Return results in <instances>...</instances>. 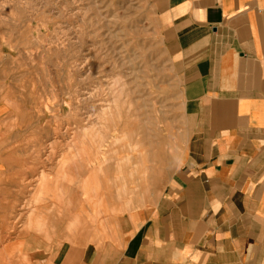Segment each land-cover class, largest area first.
Here are the masks:
<instances>
[{
  "label": "crops",
  "instance_id": "obj_1",
  "mask_svg": "<svg viewBox=\"0 0 264 264\" xmlns=\"http://www.w3.org/2000/svg\"><path fill=\"white\" fill-rule=\"evenodd\" d=\"M149 2L188 119L179 159L149 168L137 154L133 164L89 174L82 190L80 162L66 174L64 152L36 158L0 147V255L8 263L22 255L26 264H264V0ZM22 174L26 198L41 202L24 206L29 230L17 240L1 225L17 213L13 181Z\"/></svg>",
  "mask_w": 264,
  "mask_h": 264
},
{
  "label": "rangeland",
  "instance_id": "obj_2",
  "mask_svg": "<svg viewBox=\"0 0 264 264\" xmlns=\"http://www.w3.org/2000/svg\"><path fill=\"white\" fill-rule=\"evenodd\" d=\"M176 73L149 0H0V147L63 150L66 174L80 162L82 190L106 165L133 164L137 145L140 165L179 159L188 119ZM13 184L18 240L23 206L41 200L26 198L24 174Z\"/></svg>",
  "mask_w": 264,
  "mask_h": 264
},
{
  "label": "bare ground",
  "instance_id": "obj_3",
  "mask_svg": "<svg viewBox=\"0 0 264 264\" xmlns=\"http://www.w3.org/2000/svg\"><path fill=\"white\" fill-rule=\"evenodd\" d=\"M1 97H2V96H1ZM5 97H6V96H5ZM7 97H8V96H7ZM2 98H3V97H2ZM4 99H5V98H4ZM8 100H9V99H8ZM1 101H2V100H1ZM1 101H0V102H1ZM6 101H7V100H6ZM6 101H4V102H6ZM82 101H83V100H82ZM88 101H89V100H88ZM116 101H117V100H116ZM8 102H9V101H8ZM1 103H2V102H1ZM14 103H15V102H14ZM114 103H115V102H114ZM16 104L18 105V103H16ZM19 105H20V104H19ZM115 105H117V103H116ZM21 106H22V105H21ZM21 106H20V107H21ZM17 108H18V107H17ZM116 108H118V107L116 106ZM17 111H18V110H17ZM80 112H81V111H80ZM100 112H101V111H100ZM119 112H120V111H119ZM18 113H19V111H18ZM77 116H78V115H77ZM77 118H78V117H77ZM74 123H75V122H74ZM71 124H72V123H71ZM62 125H63V124H62ZM64 125H65V124H64ZM81 125H82V124H81ZM72 126H73V125H72ZM79 126H80V125H79ZM58 128H59V127H58ZM70 128H71V127H70ZM75 128H76V127H74L73 129H75ZM95 128L97 129V127H95ZM80 129H81V127H80ZM12 130H13V129H12ZM73 131H74V130H73ZM94 131H95V130H94ZM96 132H97V131H96ZM68 133H69V132H68ZM87 133H88V132H87ZM63 134H64V133H63ZM123 134H124V133H123ZM65 135H66V130H65ZM99 135H100V134H99ZM43 137H44V136H43ZM63 137H64V136H63ZM63 137H62V138H63ZM99 137H101V136H99ZM65 138H66V137H65ZM99 139H100V138H99ZM122 139H123V138H119V139H117V142H118V143H121ZM96 140H98V139H96ZM43 141H44V140H43ZM66 141H67V140H66ZM102 141H103V140H102ZM66 143H67V142H66ZM32 144H33V143H32ZM158 144H159V143H158ZM38 146H39V145H38ZM69 146H70V145H69ZM153 146H154V145H153ZM32 147H33V146H32ZM147 147H148V146H147ZM147 147H146V148H147ZM149 147H150V146H149ZM55 148H56V147H55ZM67 148H68V147H67ZM64 149H65V148H64ZM135 150H137V151L140 152V154H141V151L139 150L138 145H137V147H136ZM35 151H36V150H35ZM61 151L64 152L63 150H61ZM66 151H67V150H66ZM151 151H152V150H151ZM38 152H39V151H38ZM44 152H45V151H44ZM39 153H43V152H39ZM46 153H47V152H46ZM46 153H45V154H46ZM59 153H60V152H59ZM145 153L147 154L146 151H145ZM152 153H153V152H152ZM152 153H151V154H152ZM48 154H49V153H48ZM82 154H83V153H82ZM137 154H138V153H137ZM151 154H147V155H151ZM32 155H33V154H32ZM38 155H40V154H38ZM41 155H42V154H41ZM160 155H161V154H160ZM33 156H34V155H33ZM47 156H48V155H47ZM58 156H59V155H58ZM61 156H62V155H61ZM131 156H132V155H131ZM132 157H133V156H132ZM134 157H135V156H134ZM137 157H138V156H137ZM148 157H150V156H148ZM152 157H154V156H152ZM32 158H33V157H32ZM36 158H37V156H36ZM47 158H49V157H47ZM52 158H53V157H52ZM61 158H62V157H61ZM158 158H159V157H158ZM76 159H77V158H76ZM81 159H82V158H81ZM128 159H130V158H128ZM152 159H153V158H152ZM40 160H41V159H40ZM44 160H46V159L44 158ZM44 160H43V161H44ZM48 161L51 162L50 159H49ZM48 161H47V162H48ZM54 161H55V160H54ZM77 161H78V160H77ZM130 161H131V160H130ZM150 161H152V160H151V157H150ZM158 161H159V160H158ZM74 162H76V161H74ZM84 162H85V161H84ZM134 162H135V161H134ZM146 162L148 163V161H146ZM152 162H153V161H152ZM155 162H156V161H155ZM155 162H154V163H155ZM160 162H161V161H160ZM39 163H40V162H39ZM45 163H46V162H45ZM76 163H77V162H76ZM76 163H74V166H75V165H78V164H76ZM130 163H131V162H130ZM132 163H133V162H132ZM33 164H35V163H33ZM42 164H43V162H42ZM48 164H49V163H48ZM157 164H158V163H157ZM54 165H55V164H54ZM79 165H80V164H79ZM84 165H85V164H84ZM134 165H135V164H134ZM35 166H37V164H36ZM47 166H48V165H47ZM70 166H73V165L69 164V166H67L66 169H67V168H70ZM74 166H73V167H74ZM38 167H39V165H38ZM38 167H37V168H38ZM50 167H51V166H50ZM73 167H72V168H73ZM93 167H94V166H93ZM132 167H133V166H132ZM151 167H153V166H151ZM41 168H42V167H41ZM78 168H79V166H78ZM80 168H81V167H80ZM82 168H84L83 165H82ZM149 168H150V166H149ZM44 169H45V168H44ZM73 169L75 170V167H74ZM76 169H77V168H76ZM89 169H90V168H89ZM42 170H43V169H42ZM64 170H65V169H64ZM78 170H79V169H78ZM81 170H82V169H80V171H81ZM43 171H44V170H43ZM82 171H83V170H82ZM87 171H88V168H87ZM145 171H146V170H145ZM150 171H152V169H151ZM150 171H149V172H150ZM44 172H45V171H44ZM44 172L41 173V174H39V176L41 177V180H37V181H40V183H42V184H44V183L46 182V179H47V177L45 176ZM74 172H75V171H74ZM83 172H84V171H83ZM88 172H89V171H88ZM154 172H155V171H154ZM51 173H52V172H51ZM138 173H139V172H138ZM150 173H151V172H150ZM54 174H55V173H54ZM70 174L72 175V173H70ZM65 175H66V174H65ZM73 175H74V174H73ZM87 175H88V174H87ZM141 175H143V174H141ZM149 175H150V174H149ZM75 176H76V175H75ZM80 176H81V174H80ZM34 177H35V176H34ZM63 177H64V176H63ZM85 177H86V176H85ZM138 177H139V176H138ZM142 177H143V176H142ZM36 178H37V177H36ZM149 179H150V178H149ZM84 180H85V179H84ZM138 180H139V179H138ZM3 181H4V180H3ZM37 181H36V182H37ZM150 181H151V179H150ZM154 181H155V179H154ZM63 182H64V180H63ZM34 183H35V182H34ZM37 183H38V182H37ZM83 183H84V181H83ZM30 184H32V183H30ZM6 185H7V184H6ZM2 187H3V186H2ZM2 187H1V188H2ZM30 187H31V186H30ZM32 187H34V185H33ZM82 187H83V186H82ZM35 188H36V187H35ZM60 189L62 190V188H60ZM75 189H76V188H75ZM31 190H32V189H31ZM61 190H60V191H61ZM73 191H75V190L73 189ZM61 192H62V191H61ZM70 193H72V191H71ZM94 193H95V192H94ZM59 195H60V194H59ZM61 195H64V196H65L66 194H65V192H64V194L61 193ZM67 195H68V194H67ZM80 195H82V194H80ZM39 196H40V195H39ZM69 196H70V195H69ZM73 196H74V195H73ZM28 197H29V196H28ZM35 197H36V196H35ZM59 197L61 198V196H59ZM74 197H75V196H74ZM74 197H73V198H74ZM60 198H59V199H60ZM63 198H64V197H63ZM65 198H66V197H65ZM73 198H72V199H73ZM76 198H77V197H76ZM80 198H81V197H80ZM28 199H29V198H28ZM77 199H78V198H77ZM6 200H8V199H6ZM36 200H37V199H36ZM63 200H64V199L61 198V199H60V202L63 201ZM69 200H70V199H69ZM73 200H76V199H73ZM92 200H93V199H92ZM16 201H17V199H16ZM32 201H33V200H32ZM94 201H95V200H94ZM2 202H3V201H2ZM64 202H65V201H64ZM73 202H74V201H73ZM91 202H93V201H91ZM4 203H5V204H4ZM14 203H15V202H14ZM65 203H66V202H65ZM3 204H4V206H3V207L1 206V207L4 208V210H6V211L8 212V210L11 208V205L9 204V202L5 201V199H4ZM12 204H13V203H12ZM34 204H35V203H34ZM36 204H37V203H36ZM61 204H62V202H61ZM71 204H72V203H71ZM91 204H92V203H91ZM95 204H96V203H95ZM95 204H94V205H95ZM17 205H18V204H17ZM25 205H26V204H25ZM25 205H24V206H25ZM64 205H65V204H64ZM13 206H14V205H13ZM24 206H23V207H24ZM17 207H18V206H17ZM25 207H26V206H25ZM15 208H16V206H15ZM19 208H20V207H19ZM26 209H27V208H26ZM18 210H19V209H18ZM20 210H21V209H20ZM27 210H28V209H27ZM24 211H25V209H24ZM10 213H11V212H10ZM14 213H15V212H13V214H14ZM8 214H9V213H8ZM16 214H17V213H16ZM18 214H19V213H18ZM4 215H5V214H4ZM4 215H2V216H4ZM19 215H20V214H19ZM2 216H1V217H2ZM9 216H10V215H9ZM14 216H15V215H14ZM23 216H24V215H23ZM26 216H27V215H26ZM29 216H30V215H29ZM29 216H28V217H29ZM11 217H12V216H11ZM75 217H76V216L73 217L74 220H75ZM6 218H7V216H6ZM6 218H5V219H6ZM21 218H22V217H21ZM73 218H72V219H73ZM22 219H23V218H22ZM74 220H73V221H74ZM9 221H10V220H9ZM9 221L6 220V221L3 222L4 225L2 226L1 231H2V230H3V232H4V231H9V229L11 228V225H10V222H11V221H10V222H9ZM25 221H26V220H25ZM72 223H74V222H72ZM42 224H43V223H42ZM72 225H73V224H72ZM12 226H15V225H12ZM24 226H25V223H24ZM26 226H27V225H26ZM40 226H41V225H40ZM73 226H75V223H74ZM20 228H21V227H20ZM13 229H14V228H13ZM26 229H27V228H26ZM42 229H43V228H42ZM49 229H50V228H49ZM16 231H17V230H16ZM3 232H2V233H3ZM8 233H9V232H8ZM8 233H6V234H8ZM19 233H20V232H19ZM37 233H38V232H37ZM6 234H5V235H6ZM10 235H11V234H10ZM13 235H14V234H13ZM29 235H30V234H29ZM49 235H50V234H49ZM15 237H16V236H15ZM15 237L13 236V238H15ZM50 237H51V236H50ZM46 238H47V237H46ZM48 240H49V239H48ZM83 241H84V240H83ZM7 243H8V242H7ZM0 246H1V245H0ZM38 251H39V250H38ZM41 252H42V251H41ZM41 252H40V253H41ZM39 255H40V254H39ZM25 256H26V255H25ZM31 256H32V255H31ZM33 256H34V255H33ZM33 256H32V257H33ZM33 259H34V258H33ZM26 263H27V260L24 259V257H23L22 255H19V256H18V264H26ZM10 264H11V263H10Z\"/></svg>",
  "mask_w": 264,
  "mask_h": 264
}]
</instances>
